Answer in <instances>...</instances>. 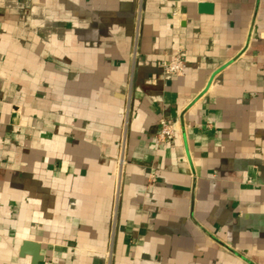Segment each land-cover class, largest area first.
I'll return each mask as SVG.
<instances>
[{
    "label": "crops",
    "instance_id": "0c3cea01",
    "mask_svg": "<svg viewBox=\"0 0 264 264\" xmlns=\"http://www.w3.org/2000/svg\"><path fill=\"white\" fill-rule=\"evenodd\" d=\"M25 240L38 264H264V0H0V264H33Z\"/></svg>",
    "mask_w": 264,
    "mask_h": 264
},
{
    "label": "built area",
    "instance_id": "2783aa9c",
    "mask_svg": "<svg viewBox=\"0 0 264 264\" xmlns=\"http://www.w3.org/2000/svg\"><path fill=\"white\" fill-rule=\"evenodd\" d=\"M160 68L165 75H173V76H183L185 74L186 62H185V51L183 48H178L171 56L165 57L160 62ZM126 114H128V106L126 109ZM127 118V117H126ZM174 136V128L173 125L162 119L159 122V132L156 136L157 144H162L173 138ZM124 140V139H123ZM124 152L125 148L121 149V155L118 159V177H117V196H118V188L120 184V178L122 174V168L124 165Z\"/></svg>",
    "mask_w": 264,
    "mask_h": 264
},
{
    "label": "water",
    "instance_id": "95a60500",
    "mask_svg": "<svg viewBox=\"0 0 264 264\" xmlns=\"http://www.w3.org/2000/svg\"><path fill=\"white\" fill-rule=\"evenodd\" d=\"M199 11L203 13H212L213 12V4L210 2H201L199 5ZM41 246L36 241L25 240L20 249V255L24 256L26 254H30L33 258V264H38L43 257L41 255Z\"/></svg>",
    "mask_w": 264,
    "mask_h": 264
}]
</instances>
